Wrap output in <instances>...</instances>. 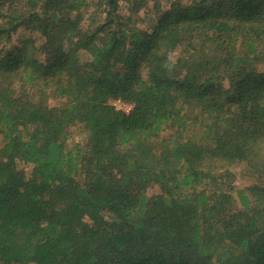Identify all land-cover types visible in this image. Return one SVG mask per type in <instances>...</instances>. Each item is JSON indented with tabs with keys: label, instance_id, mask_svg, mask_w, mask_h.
I'll use <instances>...</instances> for the list:
<instances>
[{
	"label": "trees",
	"instance_id": "1",
	"mask_svg": "<svg viewBox=\"0 0 264 264\" xmlns=\"http://www.w3.org/2000/svg\"><path fill=\"white\" fill-rule=\"evenodd\" d=\"M165 1L0 0V264H264V0Z\"/></svg>",
	"mask_w": 264,
	"mask_h": 264
},
{
	"label": "rangeland",
	"instance_id": "2",
	"mask_svg": "<svg viewBox=\"0 0 264 264\" xmlns=\"http://www.w3.org/2000/svg\"><path fill=\"white\" fill-rule=\"evenodd\" d=\"M167 2L165 0H162L161 2V8L164 9L166 7ZM121 7H120V11L125 12V3L121 2L120 3ZM139 25L141 27H149L148 23L151 22L153 23L154 21H148V16L145 15L144 13L140 12L139 13ZM14 38L16 37V35L13 36ZM258 68L263 69L264 68V62L263 63H259L258 64ZM52 103H56V101L51 100ZM189 130V129H188ZM78 130L74 129L73 134H74V138L78 139L79 136L77 134ZM23 166H25L22 163ZM231 170L235 173V185L237 187H241L247 184H250L252 182H255V180H257L258 183L263 184L264 185V176L261 179H254L253 176L251 174H248L246 172V169L244 168V165L241 163H236L233 166H231ZM159 188L157 186H152L151 188L148 189V193L152 194L155 192H158Z\"/></svg>",
	"mask_w": 264,
	"mask_h": 264
},
{
	"label": "built area",
	"instance_id": "3",
	"mask_svg": "<svg viewBox=\"0 0 264 264\" xmlns=\"http://www.w3.org/2000/svg\"><path fill=\"white\" fill-rule=\"evenodd\" d=\"M114 104L117 108L123 109L126 112H128L132 106L129 103H125V102H121V101H115Z\"/></svg>",
	"mask_w": 264,
	"mask_h": 264
}]
</instances>
